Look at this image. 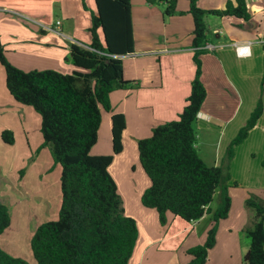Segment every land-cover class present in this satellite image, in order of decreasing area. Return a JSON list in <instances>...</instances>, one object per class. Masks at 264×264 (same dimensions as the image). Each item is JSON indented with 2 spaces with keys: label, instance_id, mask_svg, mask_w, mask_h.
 Returning a JSON list of instances; mask_svg holds the SVG:
<instances>
[{
  "label": "crops",
  "instance_id": "obj_1",
  "mask_svg": "<svg viewBox=\"0 0 264 264\" xmlns=\"http://www.w3.org/2000/svg\"><path fill=\"white\" fill-rule=\"evenodd\" d=\"M189 1L177 3V13L184 15L165 18L163 7L131 0L134 53L121 58L123 80L130 86L110 94L112 112H101L97 143L90 152L103 136L104 152L96 156H112L111 118L123 117L122 152L112 157L108 173L116 185L124 216L137 226L129 264H188L191 257L187 251L205 243L217 209L214 199L208 214L191 224L167 214L166 225L161 227L157 213L141 205V197L150 186L148 178L141 172H129L131 168L137 171L139 165L137 143L150 138L154 129L175 121L190 94L195 66ZM232 1L200 0L197 6L203 11L222 10ZM245 1L251 17L247 23L232 18L204 20L206 46L214 47L199 57L206 98L194 128L196 150L204 164V144L209 155L207 166L221 167L229 145L259 101L263 107L256 126L233 150L228 165L230 212L218 224L216 243L206 264H242L250 246L244 229L253 217L245 201L250 197L264 201V0ZM80 3L72 0L76 16L82 20L78 27L71 16L62 12L61 0H0V41L6 60L25 73H74L69 46L88 48L91 42L89 22ZM54 4L58 5L60 18L71 23L69 27L59 20L52 22ZM57 22L62 37L56 32ZM242 43H250V56L245 59L237 58L232 47ZM40 127V117L9 95L0 65V137L3 131L14 137L13 146L4 145L0 138V202L10 214V226L0 237V248L29 264H33L29 250L35 231L55 222L61 205V170L49 149L41 148Z\"/></svg>",
  "mask_w": 264,
  "mask_h": 264
},
{
  "label": "trees",
  "instance_id": "obj_2",
  "mask_svg": "<svg viewBox=\"0 0 264 264\" xmlns=\"http://www.w3.org/2000/svg\"><path fill=\"white\" fill-rule=\"evenodd\" d=\"M93 1L96 12L90 19L89 47L69 46V61L76 69L71 75L51 70L22 72L6 60L0 41L6 89L17 104L31 108L40 117L41 148L49 149L61 170L58 219L35 231L30 242L34 264H129L137 241L136 223L124 216L116 185L108 173L112 157L122 152L123 117L111 118L112 156H90L97 143L101 112H112L110 94L130 86L123 80L121 58L134 53L131 0ZM178 1L145 0V4L163 7V16L171 18L184 15L176 11ZM199 1L190 0L187 11L193 23L195 75L185 106L175 121L154 129L150 138L137 143L138 162L150 182L141 205L157 213L161 227L166 225L167 214L186 224L198 222L217 197L206 241L187 251L191 257L188 264H206L215 246L218 224L228 218L231 207L228 165L233 150L247 138L263 111L259 101L229 145L221 167L204 164L196 150L194 128L206 98L199 60L209 53L204 20L232 18L247 23L251 17L245 0H233L224 9L212 11L199 9ZM81 5L85 10L84 0ZM0 138L4 145L13 146L11 132L3 131ZM245 207L253 217L244 229L250 246L242 264H264V201L250 197ZM9 226V211L0 202V237ZM0 264L29 263L10 257L0 248Z\"/></svg>",
  "mask_w": 264,
  "mask_h": 264
},
{
  "label": "rangeland",
  "instance_id": "obj_3",
  "mask_svg": "<svg viewBox=\"0 0 264 264\" xmlns=\"http://www.w3.org/2000/svg\"><path fill=\"white\" fill-rule=\"evenodd\" d=\"M84 5H85V8H86L85 10L82 8L81 3H80V8H81L82 12L84 13V15L87 16V19H88V22H89V26H91V24H90V19H91V16H92L91 14L95 13L94 12L95 11L94 2H93V0H84ZM53 6L54 7H53V11H52V22L54 23L55 21L59 20L62 24H64L65 28L69 27L71 25V23L66 21V20H64V19H62V18H60V16H59L60 13L58 11L59 10L58 5L54 4ZM61 6H62V12H64V14H67V15L71 16L74 19L75 24L78 27L81 26L80 24H81L82 20L77 18V16H76L77 12H76L75 8L72 6V0H61ZM211 38H214V37H211ZM102 146H104V137L103 136L100 137L99 144L97 145L96 149H94L92 151V154L90 153V156L91 157H105V156H96V154L99 155V153L102 154L104 152V150L102 149ZM198 146H199V142H198ZM5 159H6V156L1 159L2 163L5 161ZM210 160L212 161L211 157H210ZM204 161H205L206 165H210V163H209V155L206 154V152H205V144H204ZM136 166H137V171H134L133 168H131L129 170V172H141L142 174H144L143 171L141 170V168L139 167L138 163L136 164ZM110 172H111V170H110ZM228 174H229V172H228ZM137 176H138L137 174L133 175V177L135 179H137ZM217 203L218 202H217V197H216L214 205L218 206ZM247 241H249L248 238H247ZM31 258H32L31 262H33V264H34V260H33L32 255H31Z\"/></svg>",
  "mask_w": 264,
  "mask_h": 264
},
{
  "label": "built area",
  "instance_id": "obj_4",
  "mask_svg": "<svg viewBox=\"0 0 264 264\" xmlns=\"http://www.w3.org/2000/svg\"><path fill=\"white\" fill-rule=\"evenodd\" d=\"M60 26L61 25L59 22L55 24L57 35L62 37L60 33ZM232 47L235 51L237 58L245 59L250 56V43L233 44ZM205 48L208 52H212L214 50V47H211V46H208V47L205 46Z\"/></svg>",
  "mask_w": 264,
  "mask_h": 264
}]
</instances>
